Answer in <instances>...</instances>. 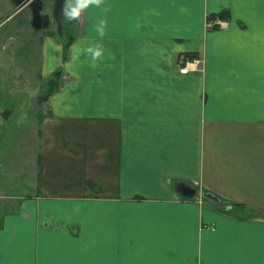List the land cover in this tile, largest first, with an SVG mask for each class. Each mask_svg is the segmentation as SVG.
<instances>
[{
  "label": "crops",
  "instance_id": "1",
  "mask_svg": "<svg viewBox=\"0 0 264 264\" xmlns=\"http://www.w3.org/2000/svg\"><path fill=\"white\" fill-rule=\"evenodd\" d=\"M52 27L0 264H264V0H65Z\"/></svg>",
  "mask_w": 264,
  "mask_h": 264
},
{
  "label": "rangeland",
  "instance_id": "2",
  "mask_svg": "<svg viewBox=\"0 0 264 264\" xmlns=\"http://www.w3.org/2000/svg\"><path fill=\"white\" fill-rule=\"evenodd\" d=\"M46 1L50 4L45 10H49L52 0ZM70 13L69 9L68 17ZM52 28L55 29V26ZM43 33L46 32H41ZM35 36L38 35L31 26L30 10L27 7L17 8L11 0H0V206H9L13 210L21 201L18 197L25 194V186L12 184L13 179L9 176L11 172L15 174L18 169L25 168L30 150L34 147L29 131L33 122L29 117L16 118L17 112L8 118L11 102L22 100L28 109L36 97V92L40 91V82L37 81L39 78L35 75L36 52L33 49L36 39L39 38L34 40ZM16 80L21 84L16 85ZM28 140L30 144L27 146ZM233 208L240 210L237 207H229L225 211L233 212ZM1 209L3 207L0 208V219L7 214ZM2 213L4 214L1 216Z\"/></svg>",
  "mask_w": 264,
  "mask_h": 264
},
{
  "label": "water",
  "instance_id": "3",
  "mask_svg": "<svg viewBox=\"0 0 264 264\" xmlns=\"http://www.w3.org/2000/svg\"><path fill=\"white\" fill-rule=\"evenodd\" d=\"M39 3H41V0H37ZM33 2L34 0H22L21 2L19 1L17 3V6H27L30 9V13H31V26L33 28V30L35 32L44 30V29H48L49 27V15H42L41 11H42V5L39 4L37 7H33ZM64 11H65V0H62L61 2V8H60V21L58 24V27L61 28L62 27V21H63V15H64ZM44 19V20H43ZM44 22H43V21ZM43 23V25H42ZM177 190L186 198H192L193 196H195V190L192 189L189 186L183 185V184H179L177 185ZM209 199H213V197L206 195Z\"/></svg>",
  "mask_w": 264,
  "mask_h": 264
},
{
  "label": "flooded vegetation",
  "instance_id": "4",
  "mask_svg": "<svg viewBox=\"0 0 264 264\" xmlns=\"http://www.w3.org/2000/svg\"><path fill=\"white\" fill-rule=\"evenodd\" d=\"M11 1H12V4H14V6H17V3L19 1L21 2L22 0H11ZM41 1L42 2L39 3L37 0H34L33 7H37L39 4H41L42 5V11H41L42 15L43 16L46 15V14L49 15V25L51 26V25H54L55 24L56 31H58L60 33L62 27L59 28L58 27V24H59V21H60V14H59V12H60V8H61V2H62V0H52L51 5H50L51 8L49 10H45V9H46L47 5L50 4V2H48L46 0H41ZM18 7L19 8L22 7V9H23V7L26 8L27 6H23L22 5V6H17V8ZM42 25H43V23H42Z\"/></svg>",
  "mask_w": 264,
  "mask_h": 264
},
{
  "label": "built area",
  "instance_id": "5",
  "mask_svg": "<svg viewBox=\"0 0 264 264\" xmlns=\"http://www.w3.org/2000/svg\"><path fill=\"white\" fill-rule=\"evenodd\" d=\"M212 26V23H209ZM200 60L195 57L183 59L178 67V72L182 75L188 74L190 72H196L198 70Z\"/></svg>",
  "mask_w": 264,
  "mask_h": 264
},
{
  "label": "trees",
  "instance_id": "6",
  "mask_svg": "<svg viewBox=\"0 0 264 264\" xmlns=\"http://www.w3.org/2000/svg\"><path fill=\"white\" fill-rule=\"evenodd\" d=\"M221 16L224 17V14H221ZM58 77H59V73L57 72V73H55V74L53 75V79H51V80L48 82L50 92L56 87V85H57L56 80L58 79ZM48 93H49V92H48ZM46 97H47V93H46L45 95L40 96L39 98H40L41 100H44ZM237 207L239 208L240 206H237ZM240 208H241V207H240Z\"/></svg>",
  "mask_w": 264,
  "mask_h": 264
}]
</instances>
